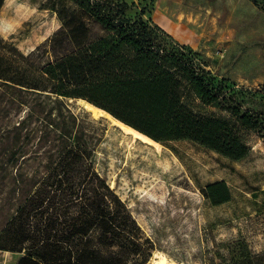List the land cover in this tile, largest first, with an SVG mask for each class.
Here are the masks:
<instances>
[{"label":"trees","instance_id":"1","mask_svg":"<svg viewBox=\"0 0 264 264\" xmlns=\"http://www.w3.org/2000/svg\"><path fill=\"white\" fill-rule=\"evenodd\" d=\"M71 1L76 12L25 54L0 36V224L33 242L15 264H146L150 238L96 166L90 122L100 120L67 100L157 142L190 140L241 159L264 141V84H214L198 52L127 16L124 0ZM206 193L214 203L230 195L224 182Z\"/></svg>","mask_w":264,"mask_h":264},{"label":"rangeland","instance_id":"2","mask_svg":"<svg viewBox=\"0 0 264 264\" xmlns=\"http://www.w3.org/2000/svg\"><path fill=\"white\" fill-rule=\"evenodd\" d=\"M27 1L32 15L16 13L22 0H4L0 10V36L24 54L78 9L71 0ZM124 1L127 16H142L155 31L198 52L214 84L222 79L235 89L264 84V0ZM67 102L87 121L100 120L90 122L100 135L96 166L150 238L146 264L158 254L181 264H247L264 253V141L255 139L241 159L190 140L151 144L110 116L93 115L83 100ZM215 182L225 183L229 199L214 203L207 196L206 187ZM6 212L0 210V219ZM32 243L0 224V256L8 263L20 257V246Z\"/></svg>","mask_w":264,"mask_h":264},{"label":"bare ground","instance_id":"3","mask_svg":"<svg viewBox=\"0 0 264 264\" xmlns=\"http://www.w3.org/2000/svg\"><path fill=\"white\" fill-rule=\"evenodd\" d=\"M28 2L29 1H27V0H22V2L19 3L18 7L16 8V13H18L19 15H29V14L32 15V13H33L32 12V7H31V5ZM31 15H30V17H31ZM79 99L83 100L81 98H79ZM83 102H84L85 106L87 107V109L90 110L93 115L106 114V115L110 116V118L112 119V121L114 123L119 125L124 131H126L128 133H131L134 137H137V138L141 139L142 141H145V142H148V143H151V144L158 143L157 141L153 140L149 136L143 134L142 132L136 130L135 128H133L131 126H129L128 124H125L124 122H122V121L118 120L117 118L113 117L111 114H109L108 112H106L102 108H100L98 106H95V105H93V104H91V103H89V102H87L85 100H83ZM152 261H153L152 264H181V263H179L178 261H176L174 259L167 258L163 254H158V256L155 259H153Z\"/></svg>","mask_w":264,"mask_h":264},{"label":"crops","instance_id":"4","mask_svg":"<svg viewBox=\"0 0 264 264\" xmlns=\"http://www.w3.org/2000/svg\"><path fill=\"white\" fill-rule=\"evenodd\" d=\"M158 25H160L163 29H165L167 32H169L168 31V29H167V26H166V24L164 23V21L163 20H160V19H158V18H155V20H154ZM171 23V22H170ZM170 23H168L167 25H169ZM166 26V27H165ZM170 33V32H169ZM16 263V260L13 262V263H11V264H15ZM0 264H10V263H8L6 260H5V258H4V256H0Z\"/></svg>","mask_w":264,"mask_h":264}]
</instances>
